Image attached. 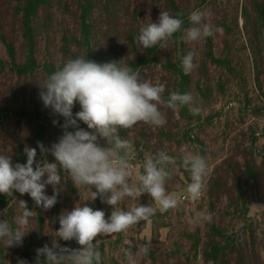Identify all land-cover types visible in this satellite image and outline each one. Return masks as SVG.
Segmentation results:
<instances>
[{"label":"trees","instance_id":"1","mask_svg":"<svg viewBox=\"0 0 264 264\" xmlns=\"http://www.w3.org/2000/svg\"><path fill=\"white\" fill-rule=\"evenodd\" d=\"M208 8L211 11H206ZM217 8V0H0V154L13 157L14 164L26 163L25 146L36 148L39 155L37 143L43 142L42 135L47 128H61L64 118L53 115L51 109L44 107L39 98V84H43L66 61L77 57L97 63L121 60L133 71L140 72L142 78L154 83V74L159 75L160 83L166 85L164 97L167 99L173 91L191 93L193 98L197 93L204 94L212 86L223 91L228 86L224 78L230 79V86L235 82L238 85L243 70L236 59L238 53L249 52L258 88L263 91L264 0H245L241 18L248 39L247 44L242 42L241 49L236 48V34L240 32L238 11L236 14L214 11ZM197 9L207 12L209 21L223 32L220 53L215 48V33L201 39L198 52L193 42L180 39L182 32L174 34L166 49L157 45L145 50L139 45L137 37L140 28L157 22L161 11L181 18L184 21L182 29H186L190 27L189 14ZM189 51L195 54V67L185 75L180 62ZM216 75L218 80L213 84ZM161 109L179 115L176 125L182 119L191 118L189 106L176 110ZM79 110L77 103L73 113ZM54 119L59 121L57 125H53ZM170 122L166 119L160 133L174 140L175 135L168 130ZM31 123L32 134L35 133L33 137L32 134L26 136L23 130V126ZM79 123L85 129L86 125ZM8 126L11 132L2 138ZM142 126L148 125L142 123ZM189 139H192L190 135ZM161 146L159 141V150ZM239 152L245 160L243 178L232 160H224L222 167L217 168L211 178L209 197L212 209L224 198L227 206L223 214L238 215L246 220L248 206L254 201L249 190L254 192L257 200L264 201V159L258 165L247 156V150ZM22 197L28 208L35 212L29 224L32 230L21 246L6 248L0 242V264H18L19 259L35 264L36 249L50 243L47 238L41 240L40 236L44 237L51 209L37 207L28 194H0V220L14 221L20 214L18 200ZM88 205L94 210H102L95 204ZM210 230L203 251L205 264H264V258L257 252L255 232L250 226L229 234L226 229L212 223ZM59 243L71 249L80 247L75 240H59ZM199 246V242L194 244L196 252ZM44 259L41 257V261Z\"/></svg>","mask_w":264,"mask_h":264},{"label":"clouds","instance_id":"2","mask_svg":"<svg viewBox=\"0 0 264 264\" xmlns=\"http://www.w3.org/2000/svg\"><path fill=\"white\" fill-rule=\"evenodd\" d=\"M209 14L193 10L188 16L190 27L182 29L184 21L161 11L157 22H150L139 30L137 41L147 50L159 45L166 49L174 34L182 32L184 42H198L214 35L216 28L208 19ZM194 52L182 57L180 66L185 75L194 67ZM39 98L53 115L64 118L60 124L63 134L57 142L45 147L38 142L37 149L25 146L26 163H13V157L0 154V194L13 196L28 194L35 205L49 210L58 202L64 189L66 173L79 190L88 187L91 195L83 205L78 202L71 210H65L58 217L60 227L51 246L45 244L36 249L35 264H101L102 256L97 246V238L125 233L146 222L157 211L166 213L178 207L180 197L167 190L166 183L172 178L173 169L184 167L190 174L184 200L193 202L201 199L205 187L209 165L206 158L192 151H185L179 157L161 150L155 154L146 153L142 171L134 172L130 161L133 144L120 136L122 129H132L143 123L161 127L166 123L161 107L176 110L191 106V93L173 91L164 97L166 85L141 77L127 63L110 61L97 63L84 57L69 59L50 74L43 84H39ZM79 104L80 110L73 113ZM190 110H192L190 108ZM87 125V130L80 123ZM53 125L59 123L52 121ZM71 129V130H70ZM101 140L106 146L101 145ZM51 154L54 162L45 156ZM47 186L52 187V195L46 194ZM95 188L96 191H92ZM147 194L153 203L145 206L139 198ZM100 198L111 206V215L106 218L103 210H94L87 201ZM126 198L134 201L128 210L117 206ZM18 200V199H17ZM20 214L10 223L0 220V242L6 248L23 244L24 236L30 231L28 225L35 217L27 202L18 200ZM200 219L210 220V214L200 212ZM75 240L80 247L71 249L61 246L59 240ZM151 242L146 241L138 250L124 249L126 264H137V258L147 255ZM41 257L45 259L41 261ZM18 264H27L19 259Z\"/></svg>","mask_w":264,"mask_h":264},{"label":"rangeland","instance_id":"3","mask_svg":"<svg viewBox=\"0 0 264 264\" xmlns=\"http://www.w3.org/2000/svg\"><path fill=\"white\" fill-rule=\"evenodd\" d=\"M244 5L245 0H217L218 8L214 10L227 11L232 14H236L238 11L240 28V32L236 34V48L238 49H241L242 42L247 44L248 39L244 21L241 18ZM186 6L188 5L186 4ZM206 11L211 10L208 8ZM223 38L222 31L215 32L217 53L223 49ZM201 44L202 40L193 42L196 52ZM236 63L243 70L239 84L237 85L235 82L230 86V79L224 78L223 81H228V86L224 87L223 91L212 86L204 94L197 93L196 98H193L192 105L189 106V109H192L190 110V119H182L180 124L176 125L180 118L179 115L161 109L166 119L171 120L168 130L175 135L174 140H169L160 133L163 126H142L140 123L132 129H128L127 132L120 131L121 138L128 139L133 144L130 161L134 164L136 174L142 171L141 165L146 153L155 154L161 150L176 157L185 151L198 153L206 158L209 171L201 199L193 202L190 199H182L186 194V186L190 182L189 172L179 166V160L178 166L174 169L169 166L172 178L167 181L166 187L170 193H175L181 198L178 207L166 213L157 211L148 221L140 222L125 233L98 237L96 243L102 256L101 264H126L124 249H131L135 252L146 241L151 242L150 251L147 255L138 257L137 264H205L203 251L209 240L212 223L226 229L229 234L242 231L245 227L250 226V229L255 232L257 252L261 258H264V201L257 200L254 192L250 189L248 193L251 198H254V201L248 206V216L244 220L238 215L223 214V210L227 206V200L224 198L220 199L215 209H212L209 197L211 178L216 169L222 167L224 160H232V164L239 168V175L243 178L245 160L239 151L247 150V156L256 161L258 165H261L262 159H264V90L261 91L258 88L249 52L247 54L238 53ZM153 77L155 83L160 82L159 75L154 74ZM217 80L218 75L212 83L214 84ZM32 125L33 123L23 126L26 136L32 134ZM85 129L87 130V125ZM8 132H11L9 126L2 138L7 137ZM62 134L61 128L48 127L42 135V143L45 147H50L58 141ZM189 135L192 139H189ZM159 141L160 145L162 144L161 150L157 147ZM101 145L106 146L103 140H101ZM10 150L7 151L11 152ZM40 158L38 155L37 159ZM45 158L49 162H54V157L50 153L46 154ZM262 170L264 172L263 168ZM62 175L66 181L64 189L58 196V202L49 212L51 218L49 217L47 221L44 237L40 236L41 240H43L42 238H47L48 242L50 240V246L56 236L55 231L60 227L58 217L61 213L65 210L71 211L77 202L83 205L91 195L88 187H81L78 190L66 173H62ZM52 191V187L47 186L46 194L52 195ZM92 191H96V189L93 188ZM20 200H24V198L22 197ZM87 203L100 206L105 211L106 218L111 215V206L102 203L100 198L94 202L89 200ZM133 203V200L126 198L117 207L128 210ZM139 203L147 206L153 202L149 195L144 194L139 198ZM200 212L210 214L211 219H200ZM28 230H30L29 232L32 230L29 225ZM29 232L24 236V240L29 238ZM198 242L200 246L196 252L194 244Z\"/></svg>","mask_w":264,"mask_h":264}]
</instances>
